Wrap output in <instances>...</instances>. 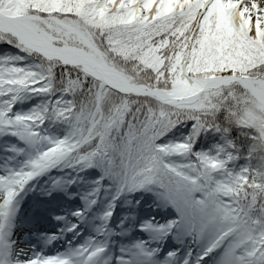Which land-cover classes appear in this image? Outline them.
<instances>
[{"label": "snow or ice", "instance_id": "obj_1", "mask_svg": "<svg viewBox=\"0 0 264 264\" xmlns=\"http://www.w3.org/2000/svg\"><path fill=\"white\" fill-rule=\"evenodd\" d=\"M0 45L38 62L0 57V127L29 144L51 143L24 169L0 176V249L8 251L7 224L30 181L60 161L92 166L115 152L124 179L137 189L158 185L177 209L161 232L207 238L197 264L217 252L220 264H264V167L231 170L240 146L229 140L233 151L220 149L226 159L197 153L189 174L161 157L190 152L192 143H154L190 120L196 138L239 128L248 158H264V0H0ZM57 91L86 103L78 111L75 101L57 99L54 108L13 112L26 94ZM49 117L75 121L72 136H42ZM136 248L150 259L159 251ZM106 251L97 243L10 264H107ZM137 256L121 264H139Z\"/></svg>", "mask_w": 264, "mask_h": 264}, {"label": "trees", "instance_id": "obj_2", "mask_svg": "<svg viewBox=\"0 0 264 264\" xmlns=\"http://www.w3.org/2000/svg\"><path fill=\"white\" fill-rule=\"evenodd\" d=\"M5 56H22L27 57L25 60L20 63L24 65H32L38 63L33 60L32 57H28L26 53L21 52L18 49L13 48L9 45H0V57ZM57 99L61 100H73L75 101L77 110L79 111L80 106L83 103H86L83 98L74 97L71 94H62L57 91L55 94H39V95H30L26 94L19 102L16 103L15 108L13 109L14 113L18 114H28L37 109L48 108L50 105L54 108L55 101ZM75 121H65L63 119L57 120L54 117H49L46 123L42 128L39 129L42 136L51 138V141H57L64 139L66 137H71L74 132L73 125ZM3 134H5L3 136ZM192 138L191 140L189 138ZM235 141L238 146H240V158L238 160L232 161L229 163L228 167L231 170L239 171L244 167H253L260 168L264 167V158H261L259 155L253 156L251 159L248 158L249 151V141L242 138L239 128H233L231 134L227 137L218 133L214 130L204 131L199 134V137L196 138L194 135L193 121H185L180 124H177L175 127H172L169 130H166L163 135L158 136L154 141L156 145H174L176 143H192L193 147L190 152L187 153H169L164 154L161 158L163 162L167 165H171L179 169H187L188 165H195L197 163V153H204L211 156H219L220 158L226 159V152L233 151L231 148H228V141ZM0 141L1 143H9L16 147L22 153L25 152L29 147V143L24 140H21L18 136L12 135L11 131L6 127H0ZM0 143V144H1ZM43 149H46L51 146L49 140L45 139L42 142ZM226 148L225 153H221L220 149ZM195 148V150H194ZM24 150V151H23ZM114 159L115 163H111ZM122 164V158L115 152L110 153L106 156H97L94 158L92 166L87 164L75 165L65 162V166H68L70 171L75 170H84L86 179L89 183H94L99 181L101 178L104 180L106 185V190L110 189L115 190L117 185H123L125 179L123 178L126 175V169L120 167ZM112 169L113 171L119 170L121 172V177H116L114 175L108 174L106 172ZM189 174H192V169H187ZM82 173V174H83ZM222 176V173L220 174ZM133 186L130 180L127 182L126 186V196L131 197ZM137 195L144 198L146 203H155L156 206L163 208L165 207V202L160 196L159 186L156 184L148 185L144 188L136 190ZM147 194H144L146 193ZM169 212H172L169 210Z\"/></svg>", "mask_w": 264, "mask_h": 264}, {"label": "bare ground", "instance_id": "obj_3", "mask_svg": "<svg viewBox=\"0 0 264 264\" xmlns=\"http://www.w3.org/2000/svg\"><path fill=\"white\" fill-rule=\"evenodd\" d=\"M86 201H84L85 203ZM83 206H85L84 204L80 205V207L82 208ZM48 210L47 209H44L43 211H41L40 213L36 214L35 217H34V222L33 224L28 228V230L30 231H33V230H39V229H42L43 226H49L50 228L54 227L56 225L55 221L49 219L48 217ZM48 217V219H44V217ZM116 220V217L114 218V221ZM70 222V217H67L66 219V226L64 228V231L63 233H56V232H53V233H50L47 235L46 238H55L52 245H50L48 247L47 250L44 249V252L47 253L44 254V252L42 251V254L44 256H57V255H61V256H64V255H67V254H70V253H73L74 251L76 250H79V248L81 246H90L91 244H103V242L106 240V237L104 234H100L98 231H94L92 227H89L87 226V229L82 232L79 236H78V240L76 242H73L71 241V244H63L61 243V241L57 240V238L61 237L62 234L65 233V235L67 236H70L71 238L74 237L75 234H73V232L76 230V227H73V228H67V223ZM73 234V235H72ZM191 236H188L186 237L184 240L186 241V243L188 242V240L190 239ZM29 238H32V239H35V236L33 235V233L26 239H29ZM25 240V239H24ZM45 241V240H44ZM184 241V242H185ZM21 242V241H20ZM17 247L16 243L15 242H12L9 246H8V251H11V249H13V252H15V248ZM125 245L124 244H118L116 246V249L114 250L115 252L117 251H121L123 252V249H124ZM23 248V247H22ZM25 248H27V245L25 246ZM19 249L16 254L18 253V256H23V257H20V259L24 260V259H31L35 256H37L42 249L39 250V252H36L34 253L33 251L31 250H27V249ZM183 248H186V247H183ZM6 253V252H5ZM5 253L2 249H0V264L2 263V260L5 256ZM133 253H139V249H137L136 247H134L132 249V255ZM129 256V255H127ZM131 257V256H129ZM138 258V256H137ZM185 258V256L182 254L180 256V260H179V263L181 262V260H183ZM9 264L11 261H14V259H11V258H7ZM199 259L197 257H194L192 259H190V264H197V261ZM118 261H116L117 263ZM210 262H213V257L210 255L209 257H206L204 259V261H201L200 264H210ZM174 264V263H172Z\"/></svg>", "mask_w": 264, "mask_h": 264}, {"label": "rangeland", "instance_id": "obj_4", "mask_svg": "<svg viewBox=\"0 0 264 264\" xmlns=\"http://www.w3.org/2000/svg\"><path fill=\"white\" fill-rule=\"evenodd\" d=\"M33 156H36L37 155V151L36 150H34V152H33V154H32ZM3 162H4V159L2 158V157H0V163H2L3 164ZM5 163V162H4ZM28 163L29 162H27L26 163V166L28 165ZM25 166V167H26ZM24 167V168H25ZM23 168V169H24ZM8 168H7V166H6V164H4V166L3 165H1L0 164V176H7V174H8V170H7ZM22 170V169H21ZM20 171V170H19ZM62 182V181H61ZM59 186H61V184H59ZM90 198V196H87V199H89ZM95 218H97V217H99L97 214L94 216ZM153 218V217H152ZM157 220L156 221H153V223H148V225H149V228H143V229H141L144 233L145 232H147V230H149V231H152V225H154V224H156L157 222H158V220H159V217H155ZM135 231V230H134ZM138 231V230H137ZM136 231V232H137ZM130 232H132V231H127V232H125V233H130ZM181 234H184L182 231H181ZM211 235V233H209V236ZM140 238H143L144 236H145V234H139L138 235ZM176 240H173L172 242H175ZM181 241H183V239L181 240ZM206 245H207V238H205L204 240H202V241H197V242H194L193 241V239L191 238L190 240H189V242L187 243V246H188V248H189V250H188V253H187V257H186V259H190V257H191V255L192 254H194V251L195 250H197V251H199L200 250V248H202V252H203V250H204V248L206 247ZM26 249H30V248H26ZM201 252V253H202ZM219 255V253L217 252L216 253V257ZM215 257V258H216ZM19 257H17V259H18ZM175 259L176 258H178V255H176L175 257H174ZM216 264H220V260L219 259H217L216 260V262H215Z\"/></svg>", "mask_w": 264, "mask_h": 264}]
</instances>
